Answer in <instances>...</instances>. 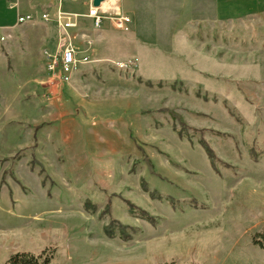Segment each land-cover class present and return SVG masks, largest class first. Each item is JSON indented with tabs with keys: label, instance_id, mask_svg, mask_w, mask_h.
Segmentation results:
<instances>
[{
	"label": "rangeland",
	"instance_id": "1",
	"mask_svg": "<svg viewBox=\"0 0 264 264\" xmlns=\"http://www.w3.org/2000/svg\"><path fill=\"white\" fill-rule=\"evenodd\" d=\"M118 2L131 18L126 31L110 20L95 28L85 16L89 0H62L63 12L81 15L65 33L55 21V0H0V108L11 109L14 149L16 136L25 133L20 127L31 130V119L60 99L72 124L62 139L73 136L75 120L115 119L128 123L125 140L117 143L129 148L126 156L110 159L112 195L92 202L95 215L83 202L47 199L38 168L32 171L26 158L17 167L22 151L12 158L4 182L13 197L0 191V264L18 253L34 255L38 264H264V248L254 244L264 246L263 6L251 13L246 0ZM45 8L50 22L41 19ZM27 14L32 21L20 23ZM64 37L79 60L90 62L79 65L61 84L63 97L54 100L41 88L60 85L46 67ZM139 78L167 86L149 89ZM77 80L72 93L67 85ZM160 109L183 118L190 127L185 137ZM202 143L214 151L216 169ZM57 146L64 151L61 139ZM123 199L154 223L131 216ZM112 219L135 229L126 232L127 241L106 236Z\"/></svg>",
	"mask_w": 264,
	"mask_h": 264
},
{
	"label": "crops",
	"instance_id": "2",
	"mask_svg": "<svg viewBox=\"0 0 264 264\" xmlns=\"http://www.w3.org/2000/svg\"><path fill=\"white\" fill-rule=\"evenodd\" d=\"M240 2L242 3V1ZM246 3L248 8L251 7V13L260 10L261 6H263L264 10V0H246ZM13 5L16 4H11V9H14ZM52 6L54 7V5ZM44 13L50 12L44 11ZM29 15L27 14L26 16ZM79 16L81 17V15ZM76 50L78 49L76 48ZM78 82L79 80L76 83L67 85V89L74 93L80 87ZM45 90H48V87L41 88V92H45ZM62 93V88H60L58 96H62ZM60 100H56L54 104H50L48 109H43L42 112L38 113L37 117L31 119L33 123L31 130L25 126L20 127L19 130H24L30 137L21 143V139L25 133L16 136L18 137V142L15 149L12 134L8 136V132L13 133V121L10 115L11 109L6 104L1 105L0 191L8 189V193L13 197L11 185L7 180L4 182V175L10 169L12 158L17 157V154L22 151L18 159L19 162H17V167L25 158L27 165L30 167V162L35 159L48 172L47 174L52 181H49V184H46V186L42 185V178L39 176L47 199L57 202L58 205L64 204L67 206L82 202L84 204L86 201L98 204L108 202L109 197L112 195L108 190L107 182L109 162L111 161L110 159H120L127 155L126 150L129 148L120 149V144L117 143V140L119 138L122 141L125 140L128 123L121 122L119 124L115 119L104 120L103 118L95 121L87 116L82 120H75L76 131L72 137L66 135L62 139L63 133H66L64 130L72 124L67 119V114L65 113L67 110H65L64 104L60 103ZM2 102L3 99L0 96V103L2 104ZM83 112L85 114V109ZM110 136L113 137L112 141ZM60 139L64 145V151L61 150V152L57 146L60 144ZM77 141H80V143L78 142L76 145ZM29 152L31 155L27 154ZM58 169L60 173H58ZM17 182L19 185V180ZM22 187L26 189L23 191L25 194L30 193L28 186L24 183H22ZM60 208V211H63V208Z\"/></svg>",
	"mask_w": 264,
	"mask_h": 264
},
{
	"label": "built area",
	"instance_id": "3",
	"mask_svg": "<svg viewBox=\"0 0 264 264\" xmlns=\"http://www.w3.org/2000/svg\"><path fill=\"white\" fill-rule=\"evenodd\" d=\"M61 1L62 0H56V2L59 4V7L57 9L55 21L58 26L61 27V29H63L65 33H67L69 30L77 27L79 15L63 12L61 8L62 5L60 4ZM118 1L119 0H115L113 4L110 3V7H108L107 9H103L102 4L100 7L96 8L92 4L93 0H89L88 13L86 17L92 20L93 26L97 29L102 27L105 20H110L117 30L126 31L131 24V18L121 11L118 6ZM14 6L15 5H13V7ZM41 19L44 22L52 21L50 14L44 12L41 14ZM27 21H32V17H19L20 23H25ZM2 40L5 41V38L2 37ZM63 42L64 45H59L58 47V53L55 59L52 60L51 55H48V58H50V62L47 64L46 71L50 75L51 79H53L54 77H58L60 83V85L54 84L52 85V87H48V90L50 91L53 99L59 97L58 91L61 88V84L70 82L71 77L79 68V65H82V63L90 62V59L88 57H85L83 60H79L77 58L76 50L72 44V40L70 37H68L67 39L65 38ZM58 55H60L59 59Z\"/></svg>",
	"mask_w": 264,
	"mask_h": 264
},
{
	"label": "trees",
	"instance_id": "4",
	"mask_svg": "<svg viewBox=\"0 0 264 264\" xmlns=\"http://www.w3.org/2000/svg\"><path fill=\"white\" fill-rule=\"evenodd\" d=\"M45 11H48V8H45ZM138 83L144 84V86L146 88H149V89H152L156 86L161 89V88H164L165 86H167L163 82L159 83L158 85H155L153 82L143 81L141 78L138 79ZM169 86L173 89H176L175 84H172ZM200 96H201V94L198 93L197 97H200ZM158 112L162 113V114H168L171 117V119L178 126V128H179L178 133L182 138L187 135V130H189L190 127L186 124V122L183 120V118L178 113H176L173 110H169V109H160V110H158ZM231 113H233L232 110H231ZM218 135L224 137V135H220V134H218ZM202 146L204 147V149L206 150V152L209 156L211 165L214 167V169H216V164L219 161L216 158L214 151L206 143H202ZM146 160H147V164H148V167L150 169L151 174L157 175L153 169L152 163L148 159H146ZM30 168L33 171L38 168V174L42 178V185L46 186L47 182L50 181V179H49L48 175L46 174L45 169L42 166V164H40L38 161L33 159L30 162ZM123 202L126 205L127 211L131 216L143 219L149 223H154L155 219L147 211L136 206L135 204L131 203L128 200L123 199ZM83 206H84L85 211L92 214V215H95L98 212V206L91 203L90 201L84 202ZM106 214H107V212L103 211L102 213H100L99 216H100V218H102ZM127 231H135V229L133 227L123 225L122 223H120L119 221L114 220V219H112L110 221L109 225L104 227V232H105L107 237L114 238L117 235H119L120 238L123 239L124 241H127L129 239L128 235L126 234ZM254 244H260V246L262 248H264L263 244L260 243L259 241H254ZM46 262L49 263V260ZM8 263L9 264H38V259H37V257H35L34 255H31V254L18 253L16 255H13L10 258ZM171 264H175V263H171Z\"/></svg>",
	"mask_w": 264,
	"mask_h": 264
},
{
	"label": "water",
	"instance_id": "5",
	"mask_svg": "<svg viewBox=\"0 0 264 264\" xmlns=\"http://www.w3.org/2000/svg\"><path fill=\"white\" fill-rule=\"evenodd\" d=\"M106 0H93V6L94 7H96V8H98V7H100L101 6V4L103 3V2H105Z\"/></svg>",
	"mask_w": 264,
	"mask_h": 264
},
{
	"label": "bare ground",
	"instance_id": "6",
	"mask_svg": "<svg viewBox=\"0 0 264 264\" xmlns=\"http://www.w3.org/2000/svg\"><path fill=\"white\" fill-rule=\"evenodd\" d=\"M111 1H112V0H107V1L103 2V3H102L103 8L105 7L106 4H108V3L110 4Z\"/></svg>",
	"mask_w": 264,
	"mask_h": 264
}]
</instances>
